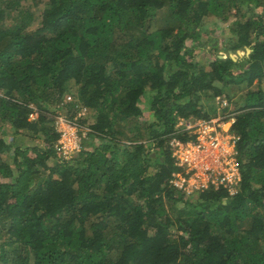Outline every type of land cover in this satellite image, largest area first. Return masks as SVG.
I'll use <instances>...</instances> for the list:
<instances>
[{"label":"trees","instance_id":"16d2710c","mask_svg":"<svg viewBox=\"0 0 264 264\" xmlns=\"http://www.w3.org/2000/svg\"><path fill=\"white\" fill-rule=\"evenodd\" d=\"M218 95L239 188L186 194L172 141ZM0 264H264V0H0Z\"/></svg>","mask_w":264,"mask_h":264},{"label":"built area","instance_id":"2783aa9c","mask_svg":"<svg viewBox=\"0 0 264 264\" xmlns=\"http://www.w3.org/2000/svg\"><path fill=\"white\" fill-rule=\"evenodd\" d=\"M67 99H71V96H67ZM216 101L220 108L229 104L226 98L219 95ZM222 116L221 111L209 119L180 121V125L185 124L184 129L193 137L186 142L179 138L173 139V154L176 165L181 169L173 174L170 182L186 194L213 185L215 188L224 186L233 195L239 188L242 175L236 150L238 137L230 130L235 118L231 116L224 121ZM31 117L34 118L33 113ZM55 124L61 133L57 146L66 158L72 157L73 152H79L80 140L88 134L89 127L80 126L62 115L55 116Z\"/></svg>","mask_w":264,"mask_h":264},{"label":"rangeland","instance_id":"374dc122","mask_svg":"<svg viewBox=\"0 0 264 264\" xmlns=\"http://www.w3.org/2000/svg\"><path fill=\"white\" fill-rule=\"evenodd\" d=\"M41 13V8H37V9H35V14H36V16L38 17L39 16V14ZM40 19H41V17H38L36 20H35V22H34V26H36L39 22H40ZM224 24H221V23H218L217 25H213V26H211L210 25V28L208 29V31H211L212 33L210 34L211 36H213L215 39H217V38H219V40H220V42H221V49H220V51H219V55H220V57H222V58H225L226 56H228V54L226 55V51H224L223 50V48H222V46H224V43H222V41H221V36H223L225 33L223 32L224 31ZM208 48V47H207ZM242 49V48H241ZM233 51V50H232ZM201 52H202V50H201ZM251 52V51H250ZM250 52H248L247 51V49H246V51L245 50H243V54H241V56H244V55H246V54H249ZM203 53H205V52H203ZM230 56H232L231 54H230ZM238 56H240V55H237L236 57H234L235 59H237L238 58ZM240 56V57H241ZM233 57V56H232ZM234 93H236V95H234L233 96V102L232 103H230L229 105H230V110H234L235 109V107H236V103H237V100H238V98H239V96H240V89H237ZM148 102L151 100V96H150V93H148V95H147V99H146ZM207 99H204V101H206ZM147 101H144L143 103H142V107L144 108V111H145V113H146V116L148 115V110L146 109V104H147ZM215 101H216V98H215ZM211 103V101L210 102H208V101H206V103L205 104H210ZM218 109H219V111L221 112L222 111V108H220V107H217ZM80 114H85L86 115V117H88L89 118V120H91V118L89 117V113H87V110H82L81 111V113ZM222 114V113H221ZM33 118V117H32ZM88 135V134H87ZM8 136H10V137H12V135H11V132H9V134H8ZM34 141H36V140H33L32 139V137H29V136H26L25 138H24V140L22 141V143H24L25 145H27V144H33L34 143ZM38 142H40L39 140H38ZM72 154H74V152L72 153ZM70 157V156H69Z\"/></svg>","mask_w":264,"mask_h":264},{"label":"water","instance_id":"95a60500","mask_svg":"<svg viewBox=\"0 0 264 264\" xmlns=\"http://www.w3.org/2000/svg\"><path fill=\"white\" fill-rule=\"evenodd\" d=\"M246 49H247V51L248 52H250L251 51V49L249 48V47H246ZM234 58V57H233ZM235 59V58H234Z\"/></svg>","mask_w":264,"mask_h":264}]
</instances>
